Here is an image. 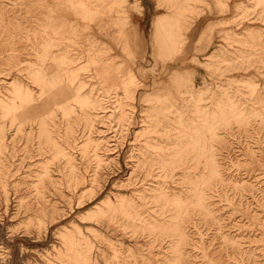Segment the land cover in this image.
I'll use <instances>...</instances> for the list:
<instances>
[{
	"label": "rangeland",
	"instance_id": "obj_1",
	"mask_svg": "<svg viewBox=\"0 0 264 264\" xmlns=\"http://www.w3.org/2000/svg\"><path fill=\"white\" fill-rule=\"evenodd\" d=\"M0 264H264V0H0Z\"/></svg>",
	"mask_w": 264,
	"mask_h": 264
}]
</instances>
